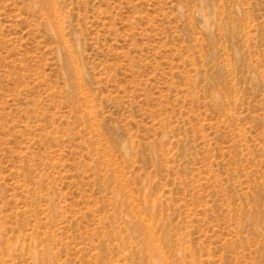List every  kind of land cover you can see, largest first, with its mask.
<instances>
[{"label": "rangeland", "instance_id": "374dc122", "mask_svg": "<svg viewBox=\"0 0 264 264\" xmlns=\"http://www.w3.org/2000/svg\"><path fill=\"white\" fill-rule=\"evenodd\" d=\"M0 264H264V0H0Z\"/></svg>", "mask_w": 264, "mask_h": 264}]
</instances>
